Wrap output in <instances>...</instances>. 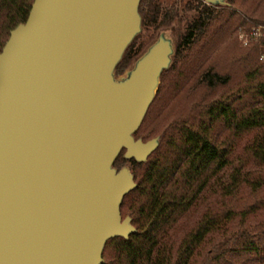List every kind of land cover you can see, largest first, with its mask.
<instances>
[{"label":"water","instance_id":"95a60500","mask_svg":"<svg viewBox=\"0 0 264 264\" xmlns=\"http://www.w3.org/2000/svg\"><path fill=\"white\" fill-rule=\"evenodd\" d=\"M225 8L229 0H204ZM0 53V264H105L161 137L137 139L176 55L162 30L118 76L142 35V0H34Z\"/></svg>","mask_w":264,"mask_h":264},{"label":"trees","instance_id":"16d2710c","mask_svg":"<svg viewBox=\"0 0 264 264\" xmlns=\"http://www.w3.org/2000/svg\"><path fill=\"white\" fill-rule=\"evenodd\" d=\"M33 2L0 0V53L10 32L27 21ZM140 14L145 34L128 48L117 75L124 74L161 29L170 28L177 36L176 55L135 134L144 141L161 137L159 148L145 163L126 161L124 152L115 163L118 169L127 165L135 175L138 188L124 198L122 215L132 218L137 232L129 240L109 241L105 264H193L215 232L221 237L209 243L200 264H264L263 224L229 230L237 216L246 221L264 205L257 200L242 211L232 208L244 187L251 198L264 187L256 177L264 168L262 48L253 45L234 60L251 65L244 84L219 66L229 39L238 40L240 30L264 26V0H229L225 8L208 6L204 0L171 6L142 0ZM246 137L250 140L243 153L236 154L235 143ZM208 196H215L217 203H210L179 238L182 223L209 202Z\"/></svg>","mask_w":264,"mask_h":264},{"label":"rangeland","instance_id":"374dc122","mask_svg":"<svg viewBox=\"0 0 264 264\" xmlns=\"http://www.w3.org/2000/svg\"><path fill=\"white\" fill-rule=\"evenodd\" d=\"M181 1L182 0H161V2L164 5H166V6L174 5L176 2H180L181 3ZM185 1L187 2V1H191V0H185ZM261 16H262V18H264V15H261ZM162 30H170L171 31L172 36H173L174 41H175V48H176L177 36L173 32V30L168 28V29H161L160 31H162ZM160 31H159V33H160ZM159 33H158V36H159ZM142 34H145L144 30L142 31ZM158 36L156 37V39L158 38ZM156 39L153 40L151 42V44L154 41H156ZM143 41H144V39H142V41H139L136 44V46L132 50L133 54H135V52H137L139 47H141V44L143 43ZM227 44H228V46L226 48L227 50L221 52V54L219 56L220 57V64H219L220 69L222 70V72L227 71L229 69V71H232V73H233L234 80L239 82V83H243L244 84L245 75L249 72V70H251V68H250L251 65L250 66L246 65L247 64L246 62L235 63L234 60L236 58L243 57L244 54H246L248 52V48L253 46V45H255V46H259V48H262L260 63L264 64V47H263V45L261 43H256V42H252V44L249 47H244V46L241 45V42H240L239 38H238V40L236 39L234 42L231 39H229ZM149 45H147L144 48V50ZM138 57H136L132 61V63L128 67V69L133 65L134 61L137 60ZM128 69H126V71ZM125 72H124V74H125ZM183 102L184 101L182 100L181 103H183ZM156 138H158V137H156ZM152 139H154V138H152ZM152 139H150V140H152ZM249 140H250V137H246L242 141H237L235 143V148H234L235 149V153L236 154H242L243 151H244V148L247 145ZM258 173H257L258 175H256V177H260L262 182L264 183V168L259 170ZM242 190L243 191L241 192V194H238L233 199L235 201H234V204H233L232 208H234L236 211H242V210H244L246 208V206H249V205H252V204H257V202H258L257 200H264V187L262 189V194H260L259 196L255 195L252 198L249 195L247 196L248 191H249L248 187L247 188L244 187ZM207 199L209 200V202L207 201L205 204H202V206L197 209V211H196V213L194 215L188 217L187 221L182 223L181 229L179 230V233L177 234L179 238L184 236V234L187 231H189L191 228L194 227V225L200 219L199 217L203 214V212L205 211V209L208 207V205L210 203L212 205H214V203L215 204L217 203L215 196L214 197L208 196ZM239 199H240V201H239ZM123 218H124V216H123ZM256 224H263L264 225V205L262 207H260V209L257 212L248 214V218H247L246 221H243L241 217L237 216V218L234 220V222H232V224L229 225V230L230 231L237 230L240 227H248L250 225H256ZM220 233L221 232H215L214 235H212V236H210L208 238V240L205 243V245H203L200 248L198 256H196L195 259L193 260V264H200L201 263V261L203 259L202 255H204L205 252L209 249V243H211L212 241H215L216 239H219L221 237ZM107 260L108 259L106 257L105 258V262Z\"/></svg>","mask_w":264,"mask_h":264},{"label":"built area","instance_id":"2783aa9c","mask_svg":"<svg viewBox=\"0 0 264 264\" xmlns=\"http://www.w3.org/2000/svg\"><path fill=\"white\" fill-rule=\"evenodd\" d=\"M239 39L241 45L244 47H249L252 42L261 43L264 47V26L260 25L258 27L252 28L251 30H240Z\"/></svg>","mask_w":264,"mask_h":264},{"label":"flooded vegetation","instance_id":"af4514ba","mask_svg":"<svg viewBox=\"0 0 264 264\" xmlns=\"http://www.w3.org/2000/svg\"><path fill=\"white\" fill-rule=\"evenodd\" d=\"M144 51V50H143ZM143 53V52H142Z\"/></svg>","mask_w":264,"mask_h":264}]
</instances>
